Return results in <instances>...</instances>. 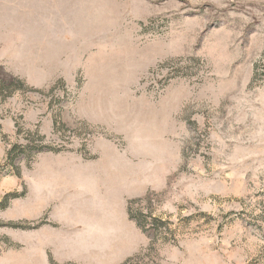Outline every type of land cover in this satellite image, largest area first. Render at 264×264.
Returning <instances> with one entry per match:
<instances>
[{"label":"rangeland","instance_id":"1","mask_svg":"<svg viewBox=\"0 0 264 264\" xmlns=\"http://www.w3.org/2000/svg\"><path fill=\"white\" fill-rule=\"evenodd\" d=\"M14 79L0 264H264V0H0Z\"/></svg>","mask_w":264,"mask_h":264},{"label":"trees","instance_id":"2","mask_svg":"<svg viewBox=\"0 0 264 264\" xmlns=\"http://www.w3.org/2000/svg\"><path fill=\"white\" fill-rule=\"evenodd\" d=\"M29 89L27 86H25V84L19 80V79H14L12 81H7V82H3L0 83V91L2 93H6L7 96H10L13 92L17 91V90H26ZM20 151L19 154H16V151ZM44 151H51L50 148L46 147V146H42V147H37V146H33L30 144V146H26V147H21V146H16L14 145L12 147V149L8 152V159H9V163L11 164V166L13 167V169L16 172V175L18 177H20V171L19 168H17V166L15 165V160L19 157V155H30V156H35L37 153H41ZM18 196L13 195H7L5 196V198L3 199V201L0 203V210L6 209L9 206V202L11 199H15ZM139 202V201H138ZM137 201H132L129 203V207H128V214H129V218L130 220L134 221L137 226L144 232H146L147 230V226H148V222H147V216L143 215L141 213V211H135L133 209V206L138 203ZM151 217V216H149ZM151 225L152 228L155 229V232H158L160 230L161 227L164 226V223L161 222L160 220H155L152 219L151 220ZM8 227L14 228V229H25L23 226H21L20 224L17 223H11L8 224Z\"/></svg>","mask_w":264,"mask_h":264},{"label":"crops","instance_id":"3","mask_svg":"<svg viewBox=\"0 0 264 264\" xmlns=\"http://www.w3.org/2000/svg\"><path fill=\"white\" fill-rule=\"evenodd\" d=\"M114 219H116V216H114ZM61 223L64 224L63 222H61ZM63 231H64V229L61 230V232H63ZM101 235H103V234H101ZM101 239L104 241H102V242L99 241V244L101 245L100 249L97 251L99 263H101V264H112V263L115 264L118 257L122 256L123 254L107 256V250H108L107 248H109L110 246L108 243H106L107 239L105 238V236L101 237ZM55 246L58 247L57 244H55ZM58 249H60V248L58 247Z\"/></svg>","mask_w":264,"mask_h":264}]
</instances>
